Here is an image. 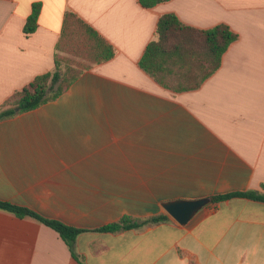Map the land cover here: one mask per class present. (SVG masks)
I'll return each instance as SVG.
<instances>
[{"label": "crops", "instance_id": "crops-1", "mask_svg": "<svg viewBox=\"0 0 264 264\" xmlns=\"http://www.w3.org/2000/svg\"><path fill=\"white\" fill-rule=\"evenodd\" d=\"M40 3L37 28L23 26ZM66 12L114 49L58 98L0 120V201L81 230L59 235L0 209V264H264V202L210 203L184 226L173 200L264 195V0H0V108L52 71ZM236 35L199 88L173 92L139 67L163 14ZM165 221L117 233L128 217Z\"/></svg>", "mask_w": 264, "mask_h": 264}, {"label": "trees", "instance_id": "trees-1", "mask_svg": "<svg viewBox=\"0 0 264 264\" xmlns=\"http://www.w3.org/2000/svg\"><path fill=\"white\" fill-rule=\"evenodd\" d=\"M166 1L168 0H139V3L143 8L148 9ZM40 10V3L32 4L31 13L22 29L25 36H29L37 28ZM235 40L236 35L225 25L200 30L182 24L174 14H163L156 23L154 38L145 47L138 67L156 84L167 90L173 92L195 90L219 68L223 54ZM56 52L53 70L36 76L28 85L13 93L0 108V120L55 100L84 71L93 65L105 63L114 56L112 46L72 12L64 14ZM58 52L65 53L68 57L59 58ZM261 188L264 190V184ZM232 197L264 202V195L246 192L214 196L211 198V203ZM0 209L11 212L19 218H34L49 227L67 245L72 256L77 258L73 252V243L81 230L44 219L27 209L6 202L0 201ZM165 220L164 216H156L138 222L124 217L97 231L117 233Z\"/></svg>", "mask_w": 264, "mask_h": 264}, {"label": "water", "instance_id": "water-1", "mask_svg": "<svg viewBox=\"0 0 264 264\" xmlns=\"http://www.w3.org/2000/svg\"><path fill=\"white\" fill-rule=\"evenodd\" d=\"M211 203V198L196 200H173L162 204L165 211L180 225L184 226L190 219Z\"/></svg>", "mask_w": 264, "mask_h": 264}, {"label": "rangeland", "instance_id": "rangeland-1", "mask_svg": "<svg viewBox=\"0 0 264 264\" xmlns=\"http://www.w3.org/2000/svg\"><path fill=\"white\" fill-rule=\"evenodd\" d=\"M57 55H58L59 58H66V57H68V55H66L65 53H60V52H58ZM63 64H64V62H63ZM63 67H64V65H63ZM62 70H64V68H62Z\"/></svg>", "mask_w": 264, "mask_h": 264}]
</instances>
